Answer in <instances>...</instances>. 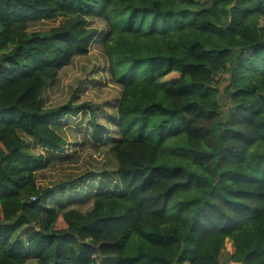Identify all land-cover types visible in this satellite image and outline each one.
I'll return each instance as SVG.
<instances>
[{
  "label": "trees",
  "instance_id": "trees-1",
  "mask_svg": "<svg viewBox=\"0 0 264 264\" xmlns=\"http://www.w3.org/2000/svg\"><path fill=\"white\" fill-rule=\"evenodd\" d=\"M94 45L105 78L95 65L88 84L103 101H74L82 81L47 106ZM69 144L114 169L42 187ZM258 144L264 0H0V264H91L73 247L94 234L124 238L117 264H223L226 241L230 262L264 264Z\"/></svg>",
  "mask_w": 264,
  "mask_h": 264
},
{
  "label": "rangeland",
  "instance_id": "rangeland-1",
  "mask_svg": "<svg viewBox=\"0 0 264 264\" xmlns=\"http://www.w3.org/2000/svg\"><path fill=\"white\" fill-rule=\"evenodd\" d=\"M52 26L57 25V22L51 24ZM49 25V26H51ZM98 26V24H96ZM48 27V25H47ZM89 55L76 58L71 67L64 69L58 75L56 82L52 85L45 94L46 105L47 106H57L66 103L70 100V96L74 91H78V82H84L88 84V72L95 65H103L100 72L96 75H90V78L102 79L105 78L104 66L105 60L101 50L97 49L95 45L89 52ZM177 73H172L166 76V79L177 78ZM226 74H221L217 78L219 83V90L225 85ZM81 80V81H80ZM104 86H107V81L104 79ZM87 89H80L74 101H92V102H102L105 98L104 95H98L91 90V86L88 84ZM217 102L220 106V110L223 113L227 112L230 107V103L226 96L219 92L217 97ZM79 121V120H78ZM85 120H83L84 122ZM79 124V123H78ZM77 124H73L75 128ZM74 135L78 136L71 138L72 141H82L84 137L76 132H67V136ZM70 149L71 162L63 165L62 167H57L54 171L42 172L39 177V183L42 187L54 188L55 185L61 184L63 182H71L74 180H81L84 176L88 174L98 173L103 169L113 170L115 167V160L110 159L108 155L103 151H91L87 148L73 147V145H68ZM36 153L39 150H35ZM254 158H259L264 156V145L258 144L253 147L249 153ZM67 191V189H65ZM124 238L121 235H113L110 237L98 236V235H83L79 237L74 245V253L80 256L90 254L92 257L91 264H117L121 259L120 253L117 249L121 246ZM230 253H233L231 244L226 241L223 253L221 255L220 261L223 264H234L228 260ZM28 264H34L33 261H29Z\"/></svg>",
  "mask_w": 264,
  "mask_h": 264
},
{
  "label": "crops",
  "instance_id": "crops-1",
  "mask_svg": "<svg viewBox=\"0 0 264 264\" xmlns=\"http://www.w3.org/2000/svg\"><path fill=\"white\" fill-rule=\"evenodd\" d=\"M233 249V248H232ZM231 254H233V253H230L229 255H231ZM236 264V263H235Z\"/></svg>",
  "mask_w": 264,
  "mask_h": 264
}]
</instances>
